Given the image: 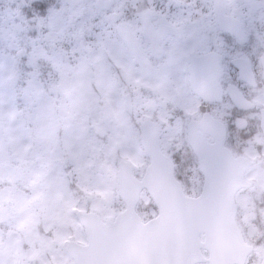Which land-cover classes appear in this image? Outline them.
<instances>
[{
    "label": "rangeland",
    "instance_id": "374dc122",
    "mask_svg": "<svg viewBox=\"0 0 264 264\" xmlns=\"http://www.w3.org/2000/svg\"><path fill=\"white\" fill-rule=\"evenodd\" d=\"M23 1L1 0L0 6V43H3L0 51V264H69L63 245L71 234H80L75 220L76 206L93 209L104 219H111L120 209L115 177L118 160L125 157L132 160L137 175L143 171L145 157L137 142L139 104L146 105L152 97L150 94L162 100L170 95L180 97L178 70L184 44L170 37L165 39L174 43L166 50L169 55L157 60V67L149 71L132 68L118 38L110 35V24L114 28L122 25L113 22L116 17L118 22L120 19L126 22L123 25L132 28L136 26L132 22L140 21L145 11L157 21L166 16V9L141 10L146 9L147 2L153 6L158 3L160 8L165 0H145L139 9H128L130 0H59L58 8L44 4L46 15L34 21L21 9ZM206 1L211 0H201V3ZM239 1L230 0L229 5L237 7ZM167 2L166 6L172 10L181 9V14H170L171 19L189 23L187 37L192 39L196 27L188 14L184 16L185 0ZM186 3L189 7L198 4L195 0H186ZM98 14L102 17L105 14L108 19L106 25L97 23L106 27L107 36L89 35V39L95 38L96 46L90 43L87 46L83 41L87 40V32L96 33L93 17ZM181 16L185 18L182 20ZM201 17L204 28L208 29L209 13L202 12ZM32 21L34 25L30 24ZM64 54L68 55L69 62ZM97 63L96 68L92 66ZM16 69L18 83L13 87L9 78ZM168 76L173 77L176 90L170 89ZM128 79L133 84L135 79L142 84V97L136 96L133 101L137 112L131 108L136 116L128 112H117L114 116L119 107L117 88ZM146 92L149 95L144 97ZM54 95L63 96L62 101L56 103ZM105 104L114 116L111 129L102 122ZM67 119H72V124ZM60 130L62 147L69 157L66 163L59 160L62 151L55 147ZM173 131L169 128L168 133L161 134L165 148L176 142ZM250 174L258 180L252 194L241 191L237 195L239 206L245 210L248 209L246 198L252 203L264 198V166ZM63 178L67 182L72 179L71 194L63 190ZM141 197L146 202L147 197L144 194ZM253 214L254 211L246 214L253 224L245 223L251 241L260 249L264 243V220L252 217ZM252 225L263 232L258 234ZM256 262L255 258L250 264Z\"/></svg>",
    "mask_w": 264,
    "mask_h": 264
},
{
    "label": "flooded vegetation",
    "instance_id": "af4514ba",
    "mask_svg": "<svg viewBox=\"0 0 264 264\" xmlns=\"http://www.w3.org/2000/svg\"><path fill=\"white\" fill-rule=\"evenodd\" d=\"M229 1L211 0L201 3V0H195L197 6L192 4L189 7L185 0L182 6L184 16L188 14L196 27L192 39L187 37L189 30H186V25L189 23L171 19L170 14L174 11L169 12L167 9L166 17L178 31L165 33L157 43L162 50L159 58L152 53V40L144 37V23L132 22L136 25L132 27L133 35L145 56L151 58L150 66L147 67L137 63L131 55L132 62L138 69L151 71L156 68L157 60L169 55L166 50L174 44L170 39L184 44L178 70L180 89L177 93H180V97L170 95L162 100L158 95L150 94L152 97L146 105L139 104L141 112L138 116L135 115L136 123L138 126L140 122L150 118L159 126L178 128L177 140L185 141L186 145L189 124L194 125L207 144L215 141L213 133L220 135L225 129L224 146L235 156H246L252 161L245 175L257 185V178L250 173L264 166V0H240L237 7H231ZM228 9L235 10L230 12ZM177 10L181 14V9ZM202 12L209 13L211 23L208 29L204 28L201 21ZM219 15L227 19L219 21ZM185 17L181 16L182 20ZM151 19L154 30L159 31L163 25L161 19ZM169 37V40L164 41ZM195 58V86L201 94L194 92L190 86L188 69L191 60ZM167 81L171 90L177 89L173 77L168 76ZM134 83H123L120 86L122 94L129 88L137 89L142 85L136 79ZM126 95H130L133 100L138 96L131 93ZM148 95L149 93L144 97ZM184 150V147H172L170 151L181 157ZM186 153L189 154V151ZM197 167L200 172L198 163ZM246 200L248 209L243 216L248 218L247 212L251 214L254 211L252 217L264 220V198H258L257 203Z\"/></svg>",
    "mask_w": 264,
    "mask_h": 264
},
{
    "label": "water",
    "instance_id": "95a60500",
    "mask_svg": "<svg viewBox=\"0 0 264 264\" xmlns=\"http://www.w3.org/2000/svg\"><path fill=\"white\" fill-rule=\"evenodd\" d=\"M221 19L227 18L219 15ZM144 20L145 34L156 42L159 37L153 33L149 17ZM120 34L126 42L130 41L127 29H121ZM127 45L143 62L137 44L131 41ZM194 65L195 60L189 68L193 88ZM11 80L14 84L16 76ZM156 134L154 124H144L143 141L150 164L141 180L134 179L128 165L120 163L118 187L126 209L108 225L93 213L81 214L88 244L71 242L67 246L68 254L76 264H195L202 260L209 264H243L251 248L242 242L234 221L233 194L242 182L237 168L221 160L213 166L209 164L212 169L205 173L201 194L183 196L172 175V162L161 153ZM191 144L197 151L193 141ZM201 152L204 154V149ZM144 187L159 213L141 224L134 204ZM200 248L208 250V257L202 255Z\"/></svg>",
    "mask_w": 264,
    "mask_h": 264
},
{
    "label": "trees",
    "instance_id": "16d2710c",
    "mask_svg": "<svg viewBox=\"0 0 264 264\" xmlns=\"http://www.w3.org/2000/svg\"><path fill=\"white\" fill-rule=\"evenodd\" d=\"M44 4H51L53 7H57L61 5L59 0H32V2L27 0L21 9H25L26 14H29V19L31 17L32 20L34 21L38 16H45L46 9L43 7ZM0 6H1V0H0ZM33 21L30 22L31 25H34ZM0 23H1V19H0ZM2 45L3 43H0V51Z\"/></svg>",
    "mask_w": 264,
    "mask_h": 264
}]
</instances>
